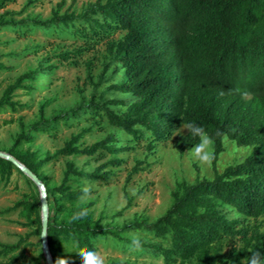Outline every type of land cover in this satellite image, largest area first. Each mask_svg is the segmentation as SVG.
<instances>
[{"label":"trees","instance_id":"obj_1","mask_svg":"<svg viewBox=\"0 0 264 264\" xmlns=\"http://www.w3.org/2000/svg\"><path fill=\"white\" fill-rule=\"evenodd\" d=\"M0 25L19 29L38 26L48 31L58 27L61 32L68 29L86 49L104 43L108 61L94 89L116 65L114 72H120L119 80L106 91L134 98L119 115L111 107L122 105L121 100L105 98V93L96 97L94 91L86 104L49 120L40 119L29 126L30 132L79 120L82 115L88 119L98 115L135 142L147 140L148 150H152L154 143L171 140L174 129L183 121L194 120L209 134H226L236 146L251 148L240 163L219 173L216 164L224 150V139L222 135L214 136L211 180L182 183L180 192L172 194L170 206L153 222L141 220L102 228V216L94 219L87 205H75L83 190L72 184L107 181L112 175L108 169L120 166L122 159L117 156L127 148L117 147L112 135L79 146L90 129L71 136L55 156L93 158L109 154L113 158L90 172L66 162L60 184L51 188L43 183L39 172L50 158L38 160L34 152L17 151L21 144L32 140L20 132L7 154L44 185L48 205L46 239L54 264H71L69 259L75 256L65 247L73 246L74 241L79 242V249H75L80 253L94 250L93 241L98 237H112L114 242L131 245L121 234L134 231L151 233L159 240L141 243L139 249L152 252L163 264H243L250 250L264 251V0H96L77 15H59L56 11L43 22L16 24L8 20ZM50 69L38 65L17 78L2 93L0 107L14 108L12 91L23 80L48 75ZM197 142L186 130L174 147L183 154ZM13 171L19 172L0 158V179L8 181ZM8 211H18L24 227L40 237L38 195L18 201ZM81 212L88 213V221L72 224ZM22 243L0 244V256L10 254ZM17 259L0 264H16Z\"/></svg>","mask_w":264,"mask_h":264},{"label":"rangeland","instance_id":"obj_2","mask_svg":"<svg viewBox=\"0 0 264 264\" xmlns=\"http://www.w3.org/2000/svg\"><path fill=\"white\" fill-rule=\"evenodd\" d=\"M95 1L0 0V22H43L56 11L59 15H77ZM86 48L82 41L68 33V29L61 32L58 27L48 31L38 26L19 29L0 25V98L17 78L35 70L38 65L51 68L48 75L38 74L33 80H23L12 91L10 101L15 104L14 108L0 107V151L7 153L20 132L31 136V142L21 144L16 150L22 153L34 152L38 160L50 158L39 172L43 183L52 188L60 184L66 162H72L79 169L90 172L113 158L109 154L93 158L55 156V152L71 136L90 129L78 143L83 147L112 135L117 147L127 148L117 156L122 159V163L108 169L112 175L107 181L73 183L74 188L83 190L75 205H87L94 219L102 216V228L107 225L120 227L141 220L153 222L170 206L172 194L180 192L182 183L192 184L196 179L211 180L213 177L211 164L196 162L189 149L183 154L176 151L174 143L186 130L167 142L154 143L152 150H148L147 140L135 142L98 115L89 119L82 115L79 120L70 119L66 124L58 122L46 127L44 131H29V126L40 119L49 120L79 104H86L94 91L96 97L105 93V98L121 100L122 105L111 107L119 115L134 101L130 96L106 91L110 84L119 80L120 72H114L116 65L109 68L94 89L108 57L104 43L94 49ZM223 148L216 164L219 173L229 165L240 163L251 152L250 147H238L228 139L227 142L223 140ZM135 167H138L136 172L133 170ZM31 195L39 196V190L20 171H13L8 181L0 179V244L15 246L23 240L10 254L1 255L0 262L18 258L16 264H46L40 237L24 227L25 221L18 211H8L15 203ZM262 223L261 229L264 228V220ZM121 237L128 242L134 237H138L141 243L159 242L153 234L143 231L124 233ZM113 239L98 237L93 241L94 251L101 257L103 264H163L152 252L134 248L125 242L117 243ZM65 250L75 256L69 259L71 264H83L81 253L72 245H66Z\"/></svg>","mask_w":264,"mask_h":264},{"label":"clouds","instance_id":"obj_3","mask_svg":"<svg viewBox=\"0 0 264 264\" xmlns=\"http://www.w3.org/2000/svg\"><path fill=\"white\" fill-rule=\"evenodd\" d=\"M184 130H187L188 134L193 138L198 139V142L191 146L189 149L191 157L198 163L204 165H210L215 159V139L214 136H223L225 142H227V135L219 132L215 134H209L206 128L194 121H183L179 127H176L172 133L173 136L182 134ZM87 195V193H85ZM201 213L204 211L200 209ZM88 213L81 212L78 216L74 217L71 221L72 224H84L88 221ZM131 245L139 249L141 242L138 237H134L131 240ZM73 247L79 249L80 245L78 241L73 242ZM80 258L83 260V264H103V260L94 250H87L81 253ZM243 264H264V251L261 249L250 250L247 257L243 258Z\"/></svg>","mask_w":264,"mask_h":264},{"label":"water","instance_id":"obj_4","mask_svg":"<svg viewBox=\"0 0 264 264\" xmlns=\"http://www.w3.org/2000/svg\"><path fill=\"white\" fill-rule=\"evenodd\" d=\"M0 158L9 161L12 163L16 169L21 173L27 176L33 184L39 190V201H40V217H41V231H40V241L42 246L43 257L46 264H54L47 245L46 231H47V222H48V205H47V195L43 183L25 166L18 162L11 155L0 151Z\"/></svg>","mask_w":264,"mask_h":264}]
</instances>
